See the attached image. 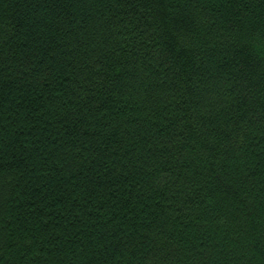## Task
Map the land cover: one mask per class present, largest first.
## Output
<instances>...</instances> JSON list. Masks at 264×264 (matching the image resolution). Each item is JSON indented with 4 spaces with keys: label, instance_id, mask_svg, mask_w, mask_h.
<instances>
[{
    "label": "trees",
    "instance_id": "obj_1",
    "mask_svg": "<svg viewBox=\"0 0 264 264\" xmlns=\"http://www.w3.org/2000/svg\"><path fill=\"white\" fill-rule=\"evenodd\" d=\"M0 264H264V0H0Z\"/></svg>",
    "mask_w": 264,
    "mask_h": 264
}]
</instances>
